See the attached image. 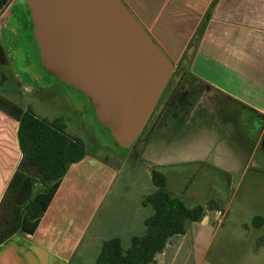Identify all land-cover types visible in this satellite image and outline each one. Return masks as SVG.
I'll return each instance as SVG.
<instances>
[{"label": "crops", "instance_id": "0c3cea01", "mask_svg": "<svg viewBox=\"0 0 264 264\" xmlns=\"http://www.w3.org/2000/svg\"><path fill=\"white\" fill-rule=\"evenodd\" d=\"M123 1L178 66L214 0ZM190 75L199 84L209 85L213 89L200 94L182 121L192 123L193 119L196 120L197 105H211V99L217 103L218 100L226 102L227 108H235L236 113H222L223 121L218 124L219 129L235 134L239 122L244 121L251 132L254 130L255 133L244 136L239 133L232 149V152L239 154L246 150V160L228 158L224 166L247 167L257 155L259 158L254 173L257 178L264 179V148L261 149L264 138V0L219 1L191 65ZM204 94H208L210 100L204 99ZM0 121L1 129L5 132L11 130L14 135V142H0L1 202L23 155L17 137L19 123L1 111ZM174 124L175 122H159L152 126L144 144L157 128L170 129ZM203 126L202 123L201 127ZM201 134L206 135L207 131ZM247 144L250 146H246ZM207 148L206 144L195 147L183 155L186 159H178L170 165L187 168L195 164L200 166L201 156L198 157V154L203 156L202 152ZM113 159L103 160L88 155L81 162L72 165L37 232L33 236L17 235L0 246V264L84 263L85 259L79 254L86 241H89V247L96 248L112 239H119L122 243L121 233L110 229L105 217L111 211L105 205L121 167L120 162L118 164V160ZM153 166L160 168L164 165L153 163ZM151 173L150 181L153 185ZM226 175L231 176L232 173L226 171ZM147 196L140 198L138 204L142 208L138 206L137 209L147 208L143 205ZM144 216L141 214V218ZM224 216L225 211L215 212L216 219ZM149 217L142 218L141 223L143 221L145 225ZM206 217V222L192 224L186 235L171 238L163 253L157 256L155 264H210L207 257L212 240L207 242V238L203 239L201 233L196 236L194 234L195 227L201 228V223L207 226L211 222L210 212ZM141 229L139 227L138 232ZM129 231L135 232L132 229ZM139 236L141 235L136 233L129 239L132 241Z\"/></svg>", "mask_w": 264, "mask_h": 264}, {"label": "rangeland", "instance_id": "374dc122", "mask_svg": "<svg viewBox=\"0 0 264 264\" xmlns=\"http://www.w3.org/2000/svg\"><path fill=\"white\" fill-rule=\"evenodd\" d=\"M12 3L6 7L0 18L9 11ZM0 41L4 55L0 59V96L25 111L34 112L41 119L50 122L62 120L69 136L84 141L88 155L103 160L116 158L118 164L120 162L117 181L105 205L111 211L105 217L108 219L109 228L121 233L125 250L131 246V235L144 233L145 226L141 219L153 213L150 207L147 210L137 207L142 208L138 204L140 198L155 191L150 181V173L159 170L167 178L168 191L183 199L188 207L205 205L208 202H215L223 207L224 217L216 219L215 211L210 212L211 222L207 226L201 223L202 227L197 226L194 231L195 236L201 233L203 239L207 238V242L212 240L207 257L210 264H264V246L258 244L264 238V226L260 229L253 226L256 217L264 218V179L257 178L254 173L259 156L256 155L254 162L247 167L224 166L228 158L246 160V150L239 154L232 152V149L238 136L255 133L254 130L251 132V128L244 121L239 122L235 134L219 129L218 124L223 121L222 113H236L235 108H227L226 102H214L209 99L211 97L208 94H204L203 98L209 99L212 104L199 103L196 120L193 119L192 123L178 121L170 129L159 127L144 144L154 118L141 141L131 149L124 150L98 124L88 101L60 82L54 85L40 83L41 67L37 47L31 40L30 32L25 30L22 18L0 19ZM178 79L179 77L172 81L170 91L176 87H186L191 91L201 87L189 75L180 84ZM0 142H14L13 132H5L0 127ZM205 144L208 148L202 152L203 156L198 154V157L201 156L200 166L195 164L187 168L170 165L178 159H186L183 155L187 151ZM153 163L164 166L154 167ZM226 171H230L232 175L227 176ZM141 214L145 216L141 218ZM192 224L194 223L189 224L188 231ZM139 227L142 228L140 232L137 230ZM130 229L135 232H130ZM101 248L89 247V241H86L79 254L85 262L79 261L75 264H96Z\"/></svg>", "mask_w": 264, "mask_h": 264}, {"label": "water", "instance_id": "95a60500", "mask_svg": "<svg viewBox=\"0 0 264 264\" xmlns=\"http://www.w3.org/2000/svg\"><path fill=\"white\" fill-rule=\"evenodd\" d=\"M8 13L23 17L46 76L87 98L116 145L131 149L177 66L124 1L14 0Z\"/></svg>", "mask_w": 264, "mask_h": 264}, {"label": "trees", "instance_id": "16d2710c", "mask_svg": "<svg viewBox=\"0 0 264 264\" xmlns=\"http://www.w3.org/2000/svg\"><path fill=\"white\" fill-rule=\"evenodd\" d=\"M13 1L0 0V15ZM219 1L212 2L169 86L177 77L180 84L186 76H191V65ZM209 89L213 88L201 84L198 90L193 91L195 97L186 115L200 94ZM159 109L151 116L137 142L141 141L154 118L152 126L157 125ZM0 111L19 123L17 137L23 155L0 202L2 246L17 235L33 236L37 232L69 168L84 160L88 151L82 139L66 133L62 120L50 122L41 119L34 112L25 111L2 96ZM262 145L264 148V138ZM151 176L155 191L145 198L143 205L150 207L153 215L145 221L143 235L134 237L127 250L119 239L105 242L96 264H155L157 256L163 253L171 238L186 235L190 223L202 222L209 212L223 211V207L215 202L190 208L183 199L168 191L167 178L163 173L153 170ZM253 226L262 228L264 219L256 217ZM258 244L264 246V238Z\"/></svg>", "mask_w": 264, "mask_h": 264}, {"label": "flooded vegetation", "instance_id": "af4514ba", "mask_svg": "<svg viewBox=\"0 0 264 264\" xmlns=\"http://www.w3.org/2000/svg\"><path fill=\"white\" fill-rule=\"evenodd\" d=\"M2 17L12 18V19L17 18V17L22 18L25 30H27L26 26H25L24 19H23V17H21V15L15 16V15H12V14L6 12L3 16H1V18ZM2 55H3L2 45H1V41H0V59H3L4 55L3 56ZM40 70L41 71H40L39 79H40L41 84H43V85H47V84L54 85V84L60 82L58 80H53V79H50L49 77H47L46 74L43 72L42 68ZM60 84L67 87L72 92H76L75 90L69 88L68 86H66L62 82H60ZM76 93L79 94L82 98H84L86 101H88L90 103V101L87 98H85L83 95H81L78 92H76ZM192 94H193V91H191L190 89H187L186 87H184L183 89H179L176 87L170 91L169 90V84H168L167 88L165 89L161 99L159 100V102H158V104L154 110V112H155L158 107L160 108L159 113H158V114H160V118H159V120H156V121H159V122L164 121V122H171V123L182 121L186 116V112H187L188 108H190V106H191L192 99L195 97ZM90 105H91V103H90ZM154 112H153V114H154ZM159 122H157V124Z\"/></svg>", "mask_w": 264, "mask_h": 264}]
</instances>
